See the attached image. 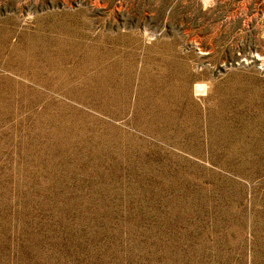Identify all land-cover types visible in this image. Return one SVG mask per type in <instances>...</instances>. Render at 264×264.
I'll return each instance as SVG.
<instances>
[{
	"label": "rangeland",
	"instance_id": "obj_1",
	"mask_svg": "<svg viewBox=\"0 0 264 264\" xmlns=\"http://www.w3.org/2000/svg\"><path fill=\"white\" fill-rule=\"evenodd\" d=\"M0 264H264V0H0Z\"/></svg>",
	"mask_w": 264,
	"mask_h": 264
}]
</instances>
